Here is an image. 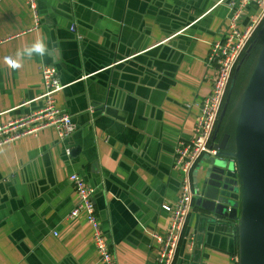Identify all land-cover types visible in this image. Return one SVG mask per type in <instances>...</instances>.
Wrapping results in <instances>:
<instances>
[{
    "label": "crops",
    "instance_id": "obj_1",
    "mask_svg": "<svg viewBox=\"0 0 264 264\" xmlns=\"http://www.w3.org/2000/svg\"><path fill=\"white\" fill-rule=\"evenodd\" d=\"M36 1L39 26L28 0H0V126L43 106L47 65L58 70L57 104L77 130L65 142L49 128L0 148V264H102L85 218L70 217L73 174L95 191L116 263L156 264L152 236L166 234L181 190L174 148L196 135L214 86L210 46L228 33L232 0ZM38 39L48 46L42 59L24 57L15 70L5 63ZM209 164L193 173L177 264L241 263V209L235 219L204 208Z\"/></svg>",
    "mask_w": 264,
    "mask_h": 264
},
{
    "label": "built area",
    "instance_id": "obj_2",
    "mask_svg": "<svg viewBox=\"0 0 264 264\" xmlns=\"http://www.w3.org/2000/svg\"><path fill=\"white\" fill-rule=\"evenodd\" d=\"M226 1L228 0H221L220 4ZM28 4L34 14L36 26H39L37 1L28 0ZM228 9L230 11L228 33L210 46L208 66L215 71L212 94L199 106L200 115L194 138L189 141H179L174 148L173 171L181 175V190L166 234L152 236L160 245L156 264L178 262L179 251L183 240L186 239L185 231L196 198L193 173L200 161L218 155V151L214 148V137L234 71L243 55L247 53L254 35L264 26V0H232L228 3ZM41 75L44 93L38 101H42L43 106L39 110L0 126V148L49 128L56 130L60 142H65L76 132L77 127L70 114L65 109L59 108L57 104V95L65 89L60 82L57 69L43 65ZM67 155L69 156L70 152H67ZM237 179L239 180L238 177ZM69 180L78 197V204L70 213V217L85 218L91 228L100 262L117 264L96 212L93 201L94 189L78 174L71 175ZM237 188L240 189V183ZM240 201L239 196V205ZM190 241V251H192L193 240Z\"/></svg>",
    "mask_w": 264,
    "mask_h": 264
},
{
    "label": "water",
    "instance_id": "obj_3",
    "mask_svg": "<svg viewBox=\"0 0 264 264\" xmlns=\"http://www.w3.org/2000/svg\"><path fill=\"white\" fill-rule=\"evenodd\" d=\"M262 30L264 32V26ZM251 50L252 47L246 54ZM240 68L241 65L237 68V74ZM233 87L234 84L231 91ZM230 97L231 92L221 113L214 142L225 118ZM230 139L229 135H225L219 145L214 146L218 155L210 158L207 168L202 191L204 208L216 214L230 209L235 219L238 209H241L240 264H264V48L245 91L234 136V152L229 150ZM239 183L240 189L237 188ZM197 186L195 184L194 188Z\"/></svg>",
    "mask_w": 264,
    "mask_h": 264
},
{
    "label": "trees",
    "instance_id": "obj_4",
    "mask_svg": "<svg viewBox=\"0 0 264 264\" xmlns=\"http://www.w3.org/2000/svg\"><path fill=\"white\" fill-rule=\"evenodd\" d=\"M263 28L261 27L256 34L254 35L252 41L250 42L249 48H252L251 54H244L240 62L238 63L233 79H232V84L230 85V89L228 91L227 98L225 100L224 105L226 104V101L229 97V94L231 92V97H230V102L228 104V109L225 115V118L221 124V133L223 134H228L231 136V140L229 143V147L231 146V142L234 141V136H235V131L238 123V119L240 116V111H241V106L242 102L244 100V87L240 85L238 78L241 76V73L243 72L244 67L254 58L256 57V63L258 64L259 56L264 48V32L262 30ZM241 65L240 71L237 74V68ZM256 65V64H255ZM257 66V65H256ZM237 74V78L234 82L235 76ZM234 84L233 90L232 85ZM243 94V95H242ZM242 95V96H241ZM236 105V106H235ZM224 108V107H223ZM235 108V110H234ZM234 110V111H233ZM231 152H234V148H229Z\"/></svg>",
    "mask_w": 264,
    "mask_h": 264
},
{
    "label": "clouds",
    "instance_id": "obj_5",
    "mask_svg": "<svg viewBox=\"0 0 264 264\" xmlns=\"http://www.w3.org/2000/svg\"><path fill=\"white\" fill-rule=\"evenodd\" d=\"M48 53V46L43 39H38L30 46H26L23 50L16 53V58L6 57L5 63L13 70L22 67L21 61L24 57L31 58L33 55L41 57V59Z\"/></svg>",
    "mask_w": 264,
    "mask_h": 264
},
{
    "label": "rangeland",
    "instance_id": "obj_6",
    "mask_svg": "<svg viewBox=\"0 0 264 264\" xmlns=\"http://www.w3.org/2000/svg\"><path fill=\"white\" fill-rule=\"evenodd\" d=\"M253 48V47H252ZM252 52V50H251ZM251 52L249 54H251ZM256 57H254L243 69V72L241 73V76L238 78V81L240 83V85H242L244 87V93L249 85L250 79L253 75V72L256 68ZM256 64V65H255ZM243 95V94H242ZM241 95V96H242ZM236 106V105H235ZM235 110V108H234ZM233 110V111H234Z\"/></svg>",
    "mask_w": 264,
    "mask_h": 264
},
{
    "label": "flooded vegetation",
    "instance_id": "obj_7",
    "mask_svg": "<svg viewBox=\"0 0 264 264\" xmlns=\"http://www.w3.org/2000/svg\"><path fill=\"white\" fill-rule=\"evenodd\" d=\"M228 135V134H227ZM230 136V135H229ZM231 137V136H230ZM231 140V139H230Z\"/></svg>",
    "mask_w": 264,
    "mask_h": 264
}]
</instances>
